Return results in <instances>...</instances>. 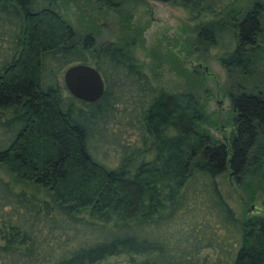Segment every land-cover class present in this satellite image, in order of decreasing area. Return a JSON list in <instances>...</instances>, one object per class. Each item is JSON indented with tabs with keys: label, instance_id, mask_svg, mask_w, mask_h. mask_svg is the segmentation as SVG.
Instances as JSON below:
<instances>
[{
	"label": "trees",
	"instance_id": "trees-1",
	"mask_svg": "<svg viewBox=\"0 0 264 264\" xmlns=\"http://www.w3.org/2000/svg\"><path fill=\"white\" fill-rule=\"evenodd\" d=\"M150 1L181 9L194 49L225 71L226 143L198 96L151 86L126 21L118 43L95 44L94 22L81 37L55 0H0V167L13 177L0 176V264H264V215H237L217 183L230 174L242 204L264 206V92L245 87L264 76V0ZM87 55L104 86L90 103L57 82ZM92 121L116 138L102 146L112 165L88 148Z\"/></svg>",
	"mask_w": 264,
	"mask_h": 264
},
{
	"label": "rangeland",
	"instance_id": "rangeland-1",
	"mask_svg": "<svg viewBox=\"0 0 264 264\" xmlns=\"http://www.w3.org/2000/svg\"><path fill=\"white\" fill-rule=\"evenodd\" d=\"M55 1L62 19L81 37L92 32V29L88 27V21H90L89 25L94 22L96 28L91 35L95 44L118 43L122 36L120 29L122 21H126L130 28H137L136 40L131 38L133 46L130 52L136 63L141 65V70L149 79L151 86L169 93L190 91L198 96L200 101L205 102L208 115L219 118V122L215 124L205 123L206 128L215 138L221 137L218 128L220 125L225 126L227 134L232 129L230 106L226 97L229 86L227 75L215 62L213 51L202 54L194 49L191 43L194 35L190 32L194 24L186 20V15L181 9L150 0L136 4L123 3L115 11L101 6L96 0ZM170 54L177 59V66L172 64ZM86 64L94 67V61L90 55H87ZM198 65L207 68V74L200 71ZM180 68L183 74L177 73ZM57 82L61 94L67 95L62 76L57 79ZM245 85L247 89H252L253 85H256L258 90L264 92V76L256 81L248 79ZM106 125L109 130L116 131L120 135L119 138L126 139L129 135L130 139L136 137L135 132L123 127L120 123L108 122ZM88 130V148L99 156V159L94 158L102 163L108 159L109 164H114V147L107 146V150L102 146L110 144L116 146V138L105 134L102 127L97 126L94 121L88 124ZM0 176L4 180L13 181V177L2 167H0ZM217 183L226 203L237 215L246 211L248 205L252 204H242L241 196L230 186V183H233L230 177L220 176ZM253 204L264 208L259 201ZM122 261H124L123 258L112 257L105 263Z\"/></svg>",
	"mask_w": 264,
	"mask_h": 264
},
{
	"label": "water",
	"instance_id": "water-1",
	"mask_svg": "<svg viewBox=\"0 0 264 264\" xmlns=\"http://www.w3.org/2000/svg\"><path fill=\"white\" fill-rule=\"evenodd\" d=\"M198 69L207 74V68L198 65ZM62 83L67 93L73 96L75 99L90 103L96 101L103 94L104 86L103 81L93 66L88 64H74L67 67L62 73ZM219 130L221 132V139L226 143V130L224 125H220ZM230 177V174L227 176ZM230 186L234 192L233 183ZM248 214H260L264 215V208L256 204H249L246 208ZM110 264H132L128 262H116Z\"/></svg>",
	"mask_w": 264,
	"mask_h": 264
}]
</instances>
